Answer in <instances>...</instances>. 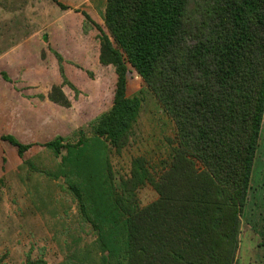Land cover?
Returning <instances> with one entry per match:
<instances>
[{"label":"trees","instance_id":"obj_1","mask_svg":"<svg viewBox=\"0 0 264 264\" xmlns=\"http://www.w3.org/2000/svg\"><path fill=\"white\" fill-rule=\"evenodd\" d=\"M82 14L83 31L87 23L99 31V63L114 69L112 103L90 120L89 131L76 130L75 141L55 135L39 145L59 158L55 175L96 231L99 258L86 255L85 262L237 264L264 116V0H105L106 30ZM48 48L61 80L37 97L68 108L64 87L74 99L80 90L62 55ZM129 66L145 85L132 95ZM146 91L173 121L174 145L158 170L139 155L116 179L108 153L129 144ZM0 140L15 148L19 167L32 163L24 159L32 143L10 133ZM146 185L157 197L141 205L136 193Z\"/></svg>","mask_w":264,"mask_h":264},{"label":"rangeland","instance_id":"obj_2","mask_svg":"<svg viewBox=\"0 0 264 264\" xmlns=\"http://www.w3.org/2000/svg\"><path fill=\"white\" fill-rule=\"evenodd\" d=\"M38 1L39 6L36 5L35 9H27L25 3L24 9H20L18 6L22 0H0L5 10V13L0 15V51L8 49V42L21 40L32 34H35L38 41L48 40V28H45V23L50 18L53 21L57 19L53 13L54 3L52 0ZM89 2L94 6L95 22L106 30L103 22L105 0ZM56 12L59 13L58 9H55ZM30 24H40L41 28L28 30ZM87 24L88 30L83 31V35L78 32L77 38L79 43L86 42L90 45V50H93L99 42V31L90 23ZM83 25L84 22L82 30ZM56 27H51L52 35ZM61 35L62 33L58 32L54 37ZM47 40L44 41L47 56L39 64L46 73L40 87L19 83V91L12 95L13 93L1 91L4 85L0 78V106H28L25 107L27 110L32 109L31 106H40L42 116L50 114V121L46 120L50 124L48 126L46 122L49 130L42 132L40 144L55 135L68 136L70 141H75L78 128L89 131L90 120L111 106L116 79L114 69L111 66H99L96 61L92 62V58L85 67L73 62L64 64L67 77L80 90L77 99L73 98L74 92L68 86L64 87V91L72 100L68 108L56 105L46 98L39 99L37 94L46 95L49 91L48 85L59 83L61 80L56 59L48 48ZM12 55L11 63L8 62L11 57L6 56L3 60L8 62L6 69L15 77L18 69L14 57L18 53L13 51ZM33 64L38 66L36 62ZM86 71H90L92 75L89 76ZM142 88H145L144 82L129 66L127 95H132ZM2 131L0 130V134ZM174 132L173 121L163 111L154 95L146 91L129 144L120 153L113 150L108 153L115 178L125 175L129 171L132 158L139 155L144 156L150 166L158 170L169 158L174 145ZM5 155L4 142L0 140V264H25L29 260L35 264H100L85 262L86 259L83 258L86 255H91L97 260L99 258L96 231L80 214L64 177L55 175L59 158L39 143L25 154L24 159L32 162L29 165L19 167L22 160L15 151L12 157L9 152V167H4ZM136 195L141 205L157 197L149 185L141 187ZM240 218L237 264H264V248L260 245L264 236V116L248 197ZM38 260L42 262H35Z\"/></svg>","mask_w":264,"mask_h":264},{"label":"crops","instance_id":"obj_3","mask_svg":"<svg viewBox=\"0 0 264 264\" xmlns=\"http://www.w3.org/2000/svg\"><path fill=\"white\" fill-rule=\"evenodd\" d=\"M54 2V14L57 16V19H48L45 23V28H48V40L43 39L38 41L35 37V34L23 37L21 40L8 42L6 47L8 49L0 51V72H5L12 82L4 80L0 74V78L3 80V85L1 91L10 92L12 95L19 91L17 84L29 85L32 87H40L41 81L45 77V72L39 67L40 61L43 59L40 57V52L44 50V41L47 40L48 47L59 52L64 58V64H69L68 62L77 63L82 67H85V64L89 63L91 58L92 62L96 61L97 65H101L98 61L99 54V42L94 47V51L90 50L89 44L79 43L77 38V33L83 35L82 24L84 22V16L82 11L90 15L94 20V6L90 5L89 0H57ZM21 2V0H20ZM24 3L27 4V9H35V6H39L38 0H22L21 5L18 6L20 9H24ZM58 3L63 4L66 8H62ZM55 9H58L59 13H55ZM31 11V10H30ZM33 12V11H32ZM5 13L4 7L0 4V15ZM95 21V20H94ZM72 22L74 24L72 25ZM31 25V24H30ZM28 26V30L40 29L41 25H31ZM55 25L54 34L62 33L60 37H54V34L51 33V27ZM24 28V27H23ZM50 30V32H49ZM83 32V33H82ZM15 40V39H14ZM43 43V44H42ZM31 48V50H30ZM17 52L15 63L17 67V75L15 77L6 69L8 66L6 63L12 62V53ZM45 51V50H44ZM92 52V56L90 53ZM11 57V60L6 62L4 57ZM47 56V54H46ZM2 59V60H1ZM38 66L36 67L35 64ZM84 63V64H82ZM102 66V65H101ZM65 67V66H64ZM105 67V66H104ZM55 84V83H54ZM51 87V83L48 85L47 89ZM2 97V95H0ZM21 104V103H20ZM28 106H0V130H3L2 133L13 134L17 139L24 143H32V147L36 143H40L42 132L49 130L50 124L46 120L50 121L51 115L42 116L40 106H31L32 109H26ZM52 108L51 106H47ZM28 112H26V110ZM54 109V108H52ZM48 126H47V123ZM43 124V125H42ZM43 126V127H42ZM48 138L47 140H50ZM47 140H44L47 141ZM4 142V147L6 149V155L4 156V167H9V158L8 154L10 152L11 157L15 152V148L10 146L6 141ZM32 147L25 152V154L32 151ZM9 151V152H8ZM24 154V157H25Z\"/></svg>","mask_w":264,"mask_h":264}]
</instances>
